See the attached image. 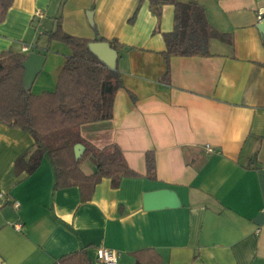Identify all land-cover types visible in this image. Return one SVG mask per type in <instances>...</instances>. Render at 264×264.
<instances>
[{"label":"crops","instance_id":"obj_1","mask_svg":"<svg viewBox=\"0 0 264 264\" xmlns=\"http://www.w3.org/2000/svg\"><path fill=\"white\" fill-rule=\"evenodd\" d=\"M196 2L225 37L209 40L210 55L171 56L165 83L161 51L163 33L174 25L172 4H162L157 17L146 0H12L0 22V53L22 52L23 42L39 38L40 48L22 52L45 56L33 94L54 88L70 53L58 41L43 48L41 33L57 16L67 34L115 38L123 46L112 117L83 123L79 132L96 147L117 144L135 174L116 187L101 178L84 201L78 186H54L45 155L30 173L16 174L15 160L34 140L0 122V264H53L84 248L101 264L97 246L116 250V264L137 257L152 264H264V35L257 29L264 0ZM147 151L154 179L146 176ZM79 167L90 174L94 163L86 158ZM158 189L172 190L179 206L144 209L143 194Z\"/></svg>","mask_w":264,"mask_h":264},{"label":"trees","instance_id":"obj_2","mask_svg":"<svg viewBox=\"0 0 264 264\" xmlns=\"http://www.w3.org/2000/svg\"><path fill=\"white\" fill-rule=\"evenodd\" d=\"M143 0H139V3ZM154 14L159 17L164 3L174 9V25L171 31L163 33L165 48L161 51L166 65L160 80L169 83L168 60L171 56L210 55L208 43L211 38L224 39L207 22L203 6L196 0H146ZM12 0H0V22L4 20ZM135 13L128 19L134 20ZM47 43L58 41L65 44L70 53L65 56L52 90L33 94L22 88V62L26 53L7 50L0 53V122L19 127L33 137L30 152L19 156L14 163L15 173L33 171L45 155L52 166L54 186H78L82 200H88L94 186L101 178L110 179L116 187L122 177L134 175L129 168L120 147L110 143L96 147L86 141L79 132L83 123L105 120L112 117L116 91L122 87L119 71L107 68L88 49L89 39L67 34L61 27L60 15L55 27L42 32ZM94 40L107 41L118 53L123 47L117 39L106 40L97 36ZM47 48V46H46ZM131 95V94H130ZM132 98H134L131 95ZM80 144L83 151L75 158L73 147ZM90 158L94 170L84 174L80 169L82 160ZM146 176L155 178L153 151L144 155ZM53 264H95L86 248L66 253ZM135 264L143 262L138 257Z\"/></svg>","mask_w":264,"mask_h":264},{"label":"water","instance_id":"obj_3","mask_svg":"<svg viewBox=\"0 0 264 264\" xmlns=\"http://www.w3.org/2000/svg\"><path fill=\"white\" fill-rule=\"evenodd\" d=\"M88 20L90 21V16ZM257 29L264 35V16L258 21ZM87 46L107 68H116L117 51L107 41L92 40L88 42ZM44 60L45 56L43 54L34 51L29 52L23 60L22 88L25 92L29 91L34 78L42 69ZM82 151L83 148L80 144L74 145L73 153L75 158L80 157ZM177 206H179V201L175 193L170 189H158L143 194V208L146 210Z\"/></svg>","mask_w":264,"mask_h":264},{"label":"built area","instance_id":"obj_4","mask_svg":"<svg viewBox=\"0 0 264 264\" xmlns=\"http://www.w3.org/2000/svg\"><path fill=\"white\" fill-rule=\"evenodd\" d=\"M34 16L37 18L41 17V14L38 11L34 12ZM262 16H264V10L260 11L258 13V20H260L262 18ZM31 48H33V45H28V44H21V51L22 52H27L28 50H30ZM205 150L210 152L212 149L209 145H205ZM2 196V194H0V197ZM12 206L14 208H17L18 203L17 202H13ZM15 227H18L17 225H15ZM94 256H95V260L98 263L101 264H116L117 263V257H118V252L116 250L110 249V248H106L103 246H97L94 248Z\"/></svg>","mask_w":264,"mask_h":264},{"label":"rangeland","instance_id":"obj_5","mask_svg":"<svg viewBox=\"0 0 264 264\" xmlns=\"http://www.w3.org/2000/svg\"><path fill=\"white\" fill-rule=\"evenodd\" d=\"M60 1H61V5H62L64 0H60ZM48 25H49V24H48ZM50 27L53 28V26L49 25V28H47V29H50ZM54 27H55V25H54ZM41 34H42V33H41ZM41 36L44 37V35H41ZM38 41H39V38L36 39V41H35V42H32V43H30V42H28V41H27V42H23V43L28 44V45H33V48H31L30 50H35V49L40 48V46H38V44H36V43H38ZM45 42H46V45H47V48H48L49 43H47V41H45ZM43 48H46V46L43 47ZM83 161H84V160H82L81 163H82Z\"/></svg>","mask_w":264,"mask_h":264}]
</instances>
